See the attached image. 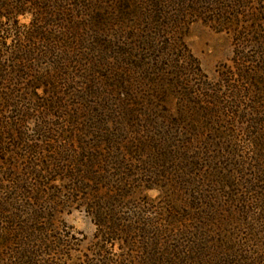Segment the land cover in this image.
Returning a JSON list of instances; mask_svg holds the SVG:
<instances>
[{
  "label": "rangeland",
  "instance_id": "obj_1",
  "mask_svg": "<svg viewBox=\"0 0 264 264\" xmlns=\"http://www.w3.org/2000/svg\"><path fill=\"white\" fill-rule=\"evenodd\" d=\"M29 252L264 264V0H0V264Z\"/></svg>",
  "mask_w": 264,
  "mask_h": 264
},
{
  "label": "trees",
  "instance_id": "obj_2",
  "mask_svg": "<svg viewBox=\"0 0 264 264\" xmlns=\"http://www.w3.org/2000/svg\"><path fill=\"white\" fill-rule=\"evenodd\" d=\"M113 229V228H112ZM110 232H111V230H110ZM109 232V234H105V236H107V235H112L111 233ZM109 239V238H108ZM111 240H114L113 238H111ZM104 241V240H103ZM106 242H108V240H105ZM14 241L13 240H6V242H3V246H4V243H5V245H9L10 246V243H13ZM15 243V242H14ZM58 246H55V247H50V250L51 249H53V250H56V248H57ZM6 248H7V246H6ZM8 249V248H7ZM28 251V250H27ZM27 254V252L25 253V255ZM104 258V260H103V264H113V262H110V261H112V260H110L109 258H106V256L105 257H103ZM25 261L24 262H22V260H18V262H16L15 264H35V255H33L32 253H30L29 252V255L28 256H26V259H24ZM51 264H53V263H51ZM88 264H90V263H88Z\"/></svg>",
  "mask_w": 264,
  "mask_h": 264
}]
</instances>
